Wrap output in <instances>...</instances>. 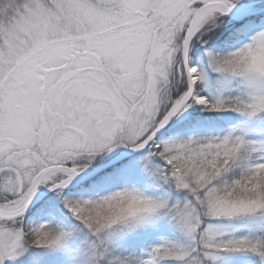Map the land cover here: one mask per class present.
Instances as JSON below:
<instances>
[{
	"label": "snow or ice",
	"instance_id": "1",
	"mask_svg": "<svg viewBox=\"0 0 264 264\" xmlns=\"http://www.w3.org/2000/svg\"><path fill=\"white\" fill-rule=\"evenodd\" d=\"M0 264H264V0H0Z\"/></svg>",
	"mask_w": 264,
	"mask_h": 264
}]
</instances>
